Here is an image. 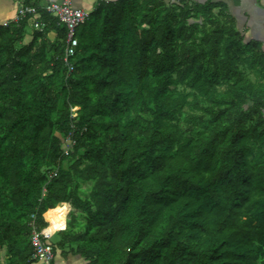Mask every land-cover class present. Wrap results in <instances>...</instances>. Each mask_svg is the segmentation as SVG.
Masks as SVG:
<instances>
[{"label":"trees","instance_id":"16d2710c","mask_svg":"<svg viewBox=\"0 0 264 264\" xmlns=\"http://www.w3.org/2000/svg\"><path fill=\"white\" fill-rule=\"evenodd\" d=\"M217 6L97 0L68 76L56 18L0 23L6 264L33 211L55 264H264V51Z\"/></svg>","mask_w":264,"mask_h":264},{"label":"built area","instance_id":"2783aa9c","mask_svg":"<svg viewBox=\"0 0 264 264\" xmlns=\"http://www.w3.org/2000/svg\"><path fill=\"white\" fill-rule=\"evenodd\" d=\"M41 9L50 16L56 18L58 22L63 24L66 28L63 52L60 55V59L66 68V76H68L74 70L72 57L76 54L78 46L76 29L88 20L91 11L75 6L72 0L52 1L42 6L25 4L19 1L15 16L12 21L19 22L27 16H31L33 18L32 20L34 29H36L37 32H42L44 22L39 19ZM77 109L78 106L71 107V117L76 116ZM70 135L71 133H69L66 137V143L62 151L63 156L68 155V153L72 150L73 142L71 141ZM56 172L57 169L50 171L49 177L51 178L54 176ZM43 195L44 187L42 189L41 196ZM36 212L37 211L31 212L28 219V226L30 228L29 242L32 246L30 259L33 264H55V255L48 243L51 236L44 232L45 227L39 228L36 224Z\"/></svg>","mask_w":264,"mask_h":264},{"label":"crops","instance_id":"0c3cea01","mask_svg":"<svg viewBox=\"0 0 264 264\" xmlns=\"http://www.w3.org/2000/svg\"><path fill=\"white\" fill-rule=\"evenodd\" d=\"M23 2V0H19ZM19 1L0 0V23L7 24L13 20ZM59 0H30L27 4L42 6L46 3ZM77 7L92 11L97 0H72ZM193 3L216 2L217 8H223L227 15L235 20L236 28L241 32L244 42H256L264 51V0H189ZM25 2V0H24ZM26 3V2H25ZM215 8V10H217ZM30 28V27H28ZM31 30V29H30ZM56 35L51 30L47 36L53 40ZM27 39V38H26ZM25 42L30 40V36ZM46 221V220H45ZM47 222V221H46ZM55 233V229L49 225V236ZM60 260H56L60 264ZM59 262V263H58ZM78 259L69 258L64 264H75Z\"/></svg>","mask_w":264,"mask_h":264},{"label":"rangeland","instance_id":"374dc122","mask_svg":"<svg viewBox=\"0 0 264 264\" xmlns=\"http://www.w3.org/2000/svg\"><path fill=\"white\" fill-rule=\"evenodd\" d=\"M29 35H30V28H27V29H26V34H25L24 40H25L26 38L28 39ZM27 39H26V40H27ZM87 185H89V183H85L83 186L85 187V186H87ZM70 211H72L73 213H78L76 210H74L72 207H70L69 211L67 212L66 220H67V218L69 217V212H70ZM43 216H44V219L47 221V219H46V217H45V214H43ZM78 219L81 220V221L84 220L83 217H82L80 214L78 215ZM44 232L48 235V234H49V227L44 228ZM58 239H59V236H58L56 233H54V234L51 236V238H50V240H52V241H57ZM5 257H6V256H5L4 248H2V249H0V264H6ZM64 259H65V258H64ZM58 263H59V262H58ZM60 264H64L63 259L60 260Z\"/></svg>","mask_w":264,"mask_h":264},{"label":"clouds","instance_id":"9594fccd","mask_svg":"<svg viewBox=\"0 0 264 264\" xmlns=\"http://www.w3.org/2000/svg\"><path fill=\"white\" fill-rule=\"evenodd\" d=\"M47 224H48V221H47Z\"/></svg>","mask_w":264,"mask_h":264}]
</instances>
